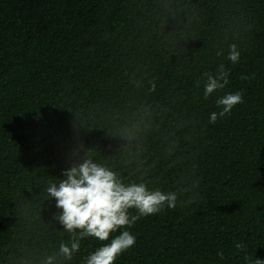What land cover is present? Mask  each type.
I'll return each mask as SVG.
<instances>
[{"label":"trees","instance_id":"16d2710c","mask_svg":"<svg viewBox=\"0 0 264 264\" xmlns=\"http://www.w3.org/2000/svg\"><path fill=\"white\" fill-rule=\"evenodd\" d=\"M220 64L229 83L205 99ZM235 92L243 102L210 124ZM80 145L126 183L190 190L108 241L83 239L70 264L124 230L136 243L115 264L264 260V0H0V264L67 242L45 188Z\"/></svg>","mask_w":264,"mask_h":264},{"label":"clouds","instance_id":"9594fccd","mask_svg":"<svg viewBox=\"0 0 264 264\" xmlns=\"http://www.w3.org/2000/svg\"><path fill=\"white\" fill-rule=\"evenodd\" d=\"M218 56L224 55L218 52ZM226 59L235 65L239 63L240 52L237 45L228 47ZM230 71L224 64L217 67L215 74L205 73L203 96L208 99L214 92L225 88L229 83ZM199 86V82H197ZM156 90L155 82L150 91ZM243 102L241 92L226 93L219 96L216 105L218 112L210 114L209 123L224 118L239 103ZM74 127L79 128L77 125ZM80 153H83L81 156ZM83 145L73 153L76 159L62 172L63 179L49 182L45 188V198L55 201L56 212L52 219L58 221L64 232L68 234L67 242L61 241L58 251L47 255L38 264H58L56 257H63L59 264H70L77 252L81 250V241L86 238L108 241L110 234L121 228H130L141 217L161 213L165 208L174 209L178 203V195L190 189L162 191L149 189L148 184L140 179L125 182L122 175L104 163H98L90 155L85 154ZM195 187V183L192 185ZM191 202V201H189ZM183 203V201H180ZM135 209L137 215L130 216L129 209ZM136 236L124 230L113 236L110 243H103L84 258V264H115L117 257L132 248ZM221 258L222 255H221ZM20 264H34L33 260L22 257ZM255 264H264V260L256 258Z\"/></svg>","mask_w":264,"mask_h":264}]
</instances>
